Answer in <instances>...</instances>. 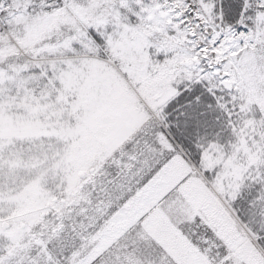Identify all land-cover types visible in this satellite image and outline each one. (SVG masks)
<instances>
[{
    "label": "snow or ice",
    "instance_id": "snow-or-ice-1",
    "mask_svg": "<svg viewBox=\"0 0 264 264\" xmlns=\"http://www.w3.org/2000/svg\"><path fill=\"white\" fill-rule=\"evenodd\" d=\"M0 264H264V0H0Z\"/></svg>",
    "mask_w": 264,
    "mask_h": 264
}]
</instances>
